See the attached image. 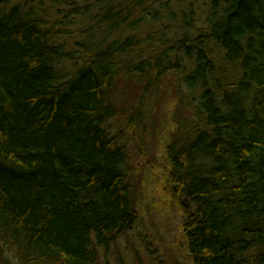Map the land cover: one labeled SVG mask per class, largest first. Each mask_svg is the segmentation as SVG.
<instances>
[{
	"label": "trees",
	"instance_id": "1",
	"mask_svg": "<svg viewBox=\"0 0 264 264\" xmlns=\"http://www.w3.org/2000/svg\"><path fill=\"white\" fill-rule=\"evenodd\" d=\"M155 109L190 263L264 264V0H0V264H99Z\"/></svg>",
	"mask_w": 264,
	"mask_h": 264
},
{
	"label": "rangeland",
	"instance_id": "2",
	"mask_svg": "<svg viewBox=\"0 0 264 264\" xmlns=\"http://www.w3.org/2000/svg\"><path fill=\"white\" fill-rule=\"evenodd\" d=\"M160 112L150 111L139 129L145 140L125 142L134 187L136 225L121 234L107 253L98 249L99 264H191L180 232L181 213L166 190L160 149ZM111 132L116 125L112 123ZM1 244V242H0Z\"/></svg>",
	"mask_w": 264,
	"mask_h": 264
}]
</instances>
